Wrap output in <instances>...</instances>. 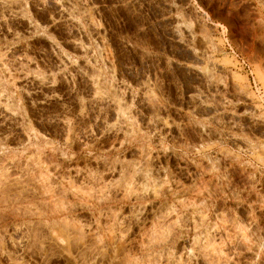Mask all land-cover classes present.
<instances>
[{
    "label": "rangeland",
    "instance_id": "374dc122",
    "mask_svg": "<svg viewBox=\"0 0 264 264\" xmlns=\"http://www.w3.org/2000/svg\"><path fill=\"white\" fill-rule=\"evenodd\" d=\"M0 264H264V0H0Z\"/></svg>",
    "mask_w": 264,
    "mask_h": 264
},
{
    "label": "built area",
    "instance_id": "2783aa9c",
    "mask_svg": "<svg viewBox=\"0 0 264 264\" xmlns=\"http://www.w3.org/2000/svg\"><path fill=\"white\" fill-rule=\"evenodd\" d=\"M240 64L243 66V69H245L248 73V75L252 76L249 66L244 62H240Z\"/></svg>",
    "mask_w": 264,
    "mask_h": 264
}]
</instances>
